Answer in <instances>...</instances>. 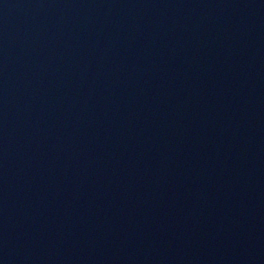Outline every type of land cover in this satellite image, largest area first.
Instances as JSON below:
<instances>
[{
  "label": "water",
  "instance_id": "1",
  "mask_svg": "<svg viewBox=\"0 0 264 264\" xmlns=\"http://www.w3.org/2000/svg\"><path fill=\"white\" fill-rule=\"evenodd\" d=\"M0 264H264V0H0Z\"/></svg>",
  "mask_w": 264,
  "mask_h": 264
}]
</instances>
